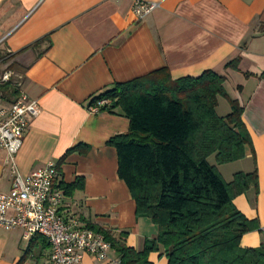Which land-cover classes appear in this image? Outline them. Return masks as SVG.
Here are the masks:
<instances>
[{"label": "crops", "instance_id": "obj_1", "mask_svg": "<svg viewBox=\"0 0 264 264\" xmlns=\"http://www.w3.org/2000/svg\"><path fill=\"white\" fill-rule=\"evenodd\" d=\"M143 1L160 7L138 20L134 0H0V80L5 72L13 73L10 84L0 85V107H9L22 90L41 108L27 128L17 168L28 175L53 162L60 183L83 178V188L64 198L63 219L93 225L115 238L126 233L127 246L140 252L159 231L136 216L131 192L118 175L117 151L108 144L127 133L130 122L120 109L92 113L90 108L117 84L153 71L168 68L174 80L213 71L226 77L225 87L234 88L256 161L249 153L226 165L216 158L209 162L227 183L257 169L259 193L252 187L234 205L260 227L242 237L241 247L258 248L264 243V0ZM238 58L240 70L228 69ZM223 100L220 117L231 112ZM79 145L88 146L89 153L68 154ZM6 158L0 148L2 193L10 191L13 180ZM149 262L168 264L158 252ZM0 264H51V249L43 237L27 241L22 230L0 227ZM82 264L121 263L111 249L107 260L86 255Z\"/></svg>", "mask_w": 264, "mask_h": 264}, {"label": "trees", "instance_id": "obj_2", "mask_svg": "<svg viewBox=\"0 0 264 264\" xmlns=\"http://www.w3.org/2000/svg\"><path fill=\"white\" fill-rule=\"evenodd\" d=\"M240 64L238 58L227 68L239 71ZM226 81L213 71L174 80L163 68L117 84L95 99L107 100L103 110L120 109L130 122L129 131L108 144L117 151L118 175L131 192L136 216L149 219L159 231L138 252L127 246L126 233L115 238L87 225L104 235L121 264H151L155 252L168 264H264V243L252 249L240 244L244 235L260 230L258 223L234 205L252 187L259 193L257 169L227 183L209 162L215 156L218 165H226L249 153L256 161L244 109L229 96ZM220 98L231 108L226 117L217 113ZM89 150L79 145L68 154L84 156ZM83 186V178L60 184L66 197Z\"/></svg>", "mask_w": 264, "mask_h": 264}, {"label": "built area", "instance_id": "obj_3", "mask_svg": "<svg viewBox=\"0 0 264 264\" xmlns=\"http://www.w3.org/2000/svg\"><path fill=\"white\" fill-rule=\"evenodd\" d=\"M159 7L158 3L134 0L133 13L138 20H144ZM12 76V72H5L0 85L10 84ZM16 86L20 88L21 84ZM108 103L98 101L90 111L98 113ZM40 113L39 102L29 99L22 90L9 107H0V148L7 154L6 165L11 166L13 175L10 191L0 192V227L22 230L27 241L38 236L45 238L51 249V264H82L86 255L105 261L112 248L104 235L76 220L65 221L61 216L65 195L60 188L59 166L49 162L28 175L17 168L16 156L27 128Z\"/></svg>", "mask_w": 264, "mask_h": 264}, {"label": "rangeland", "instance_id": "obj_4", "mask_svg": "<svg viewBox=\"0 0 264 264\" xmlns=\"http://www.w3.org/2000/svg\"><path fill=\"white\" fill-rule=\"evenodd\" d=\"M225 88H226L227 92L230 93L231 98L233 97V99H234V88L232 87V85L231 84H228L227 87H225ZM223 103L228 106V104H227L226 101L223 100ZM211 162L212 163L215 162V156H212L211 157Z\"/></svg>", "mask_w": 264, "mask_h": 264}]
</instances>
